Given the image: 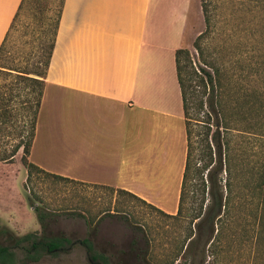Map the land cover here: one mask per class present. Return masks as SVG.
<instances>
[{
	"label": "crops",
	"instance_id": "1",
	"mask_svg": "<svg viewBox=\"0 0 264 264\" xmlns=\"http://www.w3.org/2000/svg\"><path fill=\"white\" fill-rule=\"evenodd\" d=\"M20 1L0 0V44ZM188 5L63 0L29 162L174 215L185 160L174 52Z\"/></svg>",
	"mask_w": 264,
	"mask_h": 264
},
{
	"label": "trees",
	"instance_id": "2",
	"mask_svg": "<svg viewBox=\"0 0 264 264\" xmlns=\"http://www.w3.org/2000/svg\"><path fill=\"white\" fill-rule=\"evenodd\" d=\"M26 1H20L0 44V163H11L20 151L19 162L26 174L25 187L36 175L77 183L47 173L28 160L63 0H57L46 46L41 40L46 23L41 22L35 51L29 58L31 61L22 68L1 66L8 42L12 43L10 32L14 22L20 18ZM240 1L247 3L244 14L250 16V21L249 25L241 22L240 32L244 34L236 47L241 58L235 81L228 69L218 62L216 52L206 50L200 44V39L209 33L207 6L201 7L205 34L198 36L193 43L198 58L197 67H193L187 50L177 49L174 52L185 129V160L174 215L164 214L128 192L110 188L115 194L135 200L164 217L185 223L175 257L184 254L193 244L196 250H202L217 238L216 234L225 226L226 218L234 209L233 162L236 156L242 161L247 152L254 150L255 143L261 150L258 173L254 182L249 179L244 184V190L246 188L248 193L256 190L258 204L264 214V0ZM21 23L24 29H31L27 21ZM252 174L253 167L249 176ZM248 186L251 187L248 189ZM32 195L33 200L29 196L26 198L36 215L40 231L16 237L9 230L0 228V264H14L15 251L22 253L24 263H35L45 255L66 251L71 244L62 234L46 233L52 212L42 208L39 199ZM100 214L112 216L109 211ZM84 219L88 226L94 225V217ZM92 229L94 233L95 228ZM214 232L215 237H212ZM79 244L90 261L108 264L106 256L96 252L88 238L82 239Z\"/></svg>",
	"mask_w": 264,
	"mask_h": 264
},
{
	"label": "rangeland",
	"instance_id": "3",
	"mask_svg": "<svg viewBox=\"0 0 264 264\" xmlns=\"http://www.w3.org/2000/svg\"><path fill=\"white\" fill-rule=\"evenodd\" d=\"M246 4L240 0H189L179 49L187 50L194 68L198 58L193 43L206 31L201 10L204 5L208 8L210 27L200 44L206 50H214L220 65L236 80L241 58L236 47L244 34L240 32L241 22L249 25L250 21V16L244 14ZM56 5L57 0L24 3L20 18L10 32L12 43L8 42L1 66L22 68L31 61L41 22L46 23L41 38L46 46ZM25 21L31 29L22 27L21 22ZM259 149L255 143L254 150L247 152L242 161L236 156L232 179L234 209L216 234L217 238L202 250H196L193 244L184 254L175 257L185 223L164 217L135 200L115 194L110 188L61 182L41 175L32 176L25 187L20 151L11 163H0V228L16 237L39 233L36 215L26 198L33 200L34 194L39 205L53 215L46 233L62 234L71 244L66 251L45 255L35 263H24L22 253L15 251L14 264H99L90 261L79 244L84 238L89 239L96 252L106 256L108 264H264V214L256 190H249L251 193L244 190L249 179L256 180L261 159ZM251 167L253 174L249 176ZM102 211H109L112 216L100 214ZM87 216L94 217L93 226L85 223Z\"/></svg>",
	"mask_w": 264,
	"mask_h": 264
}]
</instances>
